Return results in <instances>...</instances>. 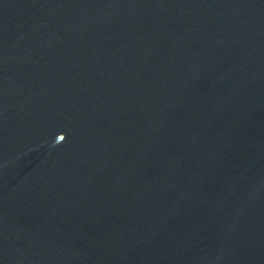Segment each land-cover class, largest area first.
Segmentation results:
<instances>
[{
	"label": "water",
	"instance_id": "water-1",
	"mask_svg": "<svg viewBox=\"0 0 264 264\" xmlns=\"http://www.w3.org/2000/svg\"><path fill=\"white\" fill-rule=\"evenodd\" d=\"M0 264H264V0H0Z\"/></svg>",
	"mask_w": 264,
	"mask_h": 264
}]
</instances>
